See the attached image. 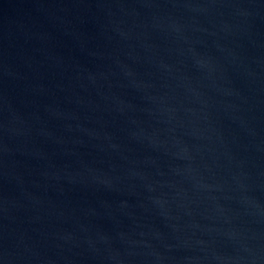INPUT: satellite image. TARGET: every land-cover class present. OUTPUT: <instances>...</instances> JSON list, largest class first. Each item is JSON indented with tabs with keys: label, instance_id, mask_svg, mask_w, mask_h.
Instances as JSON below:
<instances>
[{
	"label": "water",
	"instance_id": "obj_1",
	"mask_svg": "<svg viewBox=\"0 0 264 264\" xmlns=\"http://www.w3.org/2000/svg\"><path fill=\"white\" fill-rule=\"evenodd\" d=\"M0 264H264V0H0Z\"/></svg>",
	"mask_w": 264,
	"mask_h": 264
}]
</instances>
